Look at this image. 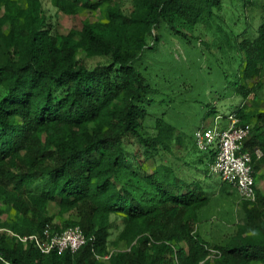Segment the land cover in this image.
Masks as SVG:
<instances>
[{
  "label": "trees",
  "instance_id": "16d2710c",
  "mask_svg": "<svg viewBox=\"0 0 264 264\" xmlns=\"http://www.w3.org/2000/svg\"><path fill=\"white\" fill-rule=\"evenodd\" d=\"M49 2L80 26L61 31L42 0H0V264H264L262 190L239 199L231 234H202L232 185L207 184L217 150L194 135L225 129L230 107L251 126L242 150L262 152L253 177L264 167V0ZM205 54L232 77L188 130L180 91ZM112 216L122 228L110 251ZM46 226H79L85 242L41 254L12 235Z\"/></svg>",
  "mask_w": 264,
  "mask_h": 264
},
{
  "label": "rangeland",
  "instance_id": "374dc122",
  "mask_svg": "<svg viewBox=\"0 0 264 264\" xmlns=\"http://www.w3.org/2000/svg\"><path fill=\"white\" fill-rule=\"evenodd\" d=\"M124 9H129L131 6V0H122ZM238 3V2H237ZM42 6L44 11L46 12V15L49 16V19L53 23H57L58 27L61 31L65 32L70 27H78L80 26V19L81 16H75V17H67L63 15L62 13L58 12L49 2V0H42ZM240 9V7H239ZM238 13V11H237ZM92 18L95 17L94 14H90ZM201 47V46H200ZM202 48V47H201ZM172 50L174 52V57L176 59L179 58V56L184 59L183 52L181 47L178 45H174L172 47ZM225 59H217L212 56H209L205 54L202 58H192L191 66L196 67V65L199 66L198 72L195 74L194 80L186 81L185 85H182L183 91L181 92V98L183 101H186L189 106V111H186V118H190L188 121L189 127L188 130H192L193 128L197 127L198 125H201L202 123V117L204 114V108L203 105L214 102V100H211V98L217 97V92L223 93V91L228 92L229 87L227 86L223 75L226 73H230V78L232 69L228 68L227 61ZM96 59L88 60L86 63L88 65L93 66L96 63ZM190 61V60H189ZM225 69V70H224ZM223 73V74H222ZM229 79V78H228ZM182 82V81H181ZM188 82L190 85H188ZM229 84V83H228ZM212 92V93H211ZM216 92V93H215ZM211 93V94H210ZM260 98L262 101H264V86H262L260 90ZM225 100H220L219 103H223ZM218 103V104H219ZM227 104V102H225ZM236 103V101L234 102ZM264 103H261V106ZM220 105V104H219ZM202 108V110H201ZM223 110L224 115H229V109ZM179 111H181L179 109ZM183 120V119H182ZM221 122V120H220ZM202 123L203 125L206 124ZM264 174V167H260V169L255 173L254 183H257L259 180V175ZM223 182H221V179L218 175H212L210 178H208L209 185L217 188L216 194L219 193L218 187L223 186ZM259 186L262 191H264V179H261ZM225 186L228 187V197L226 199H220L216 205H214L213 209L211 210L210 218L208 222L202 223L200 225V230L202 231V234L205 237H208L213 235L214 237H223L224 235L231 234L233 231V225L237 221H240L242 218V211L241 206L239 203L238 194L232 193L231 191L235 190V188L226 184ZM232 189V190H231ZM236 191V190H235ZM261 191V190H260ZM217 196V195H216ZM112 227L110 229V236H109V244L108 249L110 251L117 250L116 246L111 245L110 242H112L114 239H116L119 231L122 228V222L121 219L117 216H112ZM211 221L212 225H211ZM122 245V243L119 244V247Z\"/></svg>",
  "mask_w": 264,
  "mask_h": 264
},
{
  "label": "built area",
  "instance_id": "2783aa9c",
  "mask_svg": "<svg viewBox=\"0 0 264 264\" xmlns=\"http://www.w3.org/2000/svg\"><path fill=\"white\" fill-rule=\"evenodd\" d=\"M227 119L229 125L225 129H220L217 125L197 129L194 133L196 143L198 148L203 150L209 147L216 148L215 158L209 165L210 172L218 175L221 181L231 184L240 200L253 203L256 195L251 166L252 154L258 159L262 156V152L258 148H255L252 154L243 151L242 143L248 136L251 126L247 123H239L230 114ZM12 235L20 242L32 243L41 254L75 251L85 242L79 226L68 227L60 232H53L46 226L39 233L23 236L12 233Z\"/></svg>",
  "mask_w": 264,
  "mask_h": 264
},
{
  "label": "crops",
  "instance_id": "0c3cea01",
  "mask_svg": "<svg viewBox=\"0 0 264 264\" xmlns=\"http://www.w3.org/2000/svg\"><path fill=\"white\" fill-rule=\"evenodd\" d=\"M260 182H261V179L258 180V182L256 183L255 189L262 190V189L259 187V186H261V185H260Z\"/></svg>",
  "mask_w": 264,
  "mask_h": 264
}]
</instances>
